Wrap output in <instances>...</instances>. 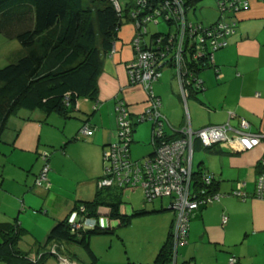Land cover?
Instances as JSON below:
<instances>
[{"label":"crops","instance_id":"1","mask_svg":"<svg viewBox=\"0 0 264 264\" xmlns=\"http://www.w3.org/2000/svg\"><path fill=\"white\" fill-rule=\"evenodd\" d=\"M234 19L237 22L235 33L229 38L225 48L215 52L214 66L204 68L198 74L202 80V88L198 93L190 94L184 103L178 91L174 72L171 76L160 74L152 84L153 92L161 100V111L171 127L181 126L187 112L193 129L227 121L232 126H236L239 118H244L250 124V131L264 134V0H248V5L236 12ZM133 36L132 23L130 21L122 23L112 42L111 50L103 55L101 72L97 77L95 101L97 109H92L90 114H83L80 118L73 115L70 117L78 119L82 125L85 123L90 125L92 132L87 135V139L78 140L74 130L66 132L65 128L68 124L66 121L70 118L57 116L58 124L60 120L62 121L64 129L62 139L65 140V144L60 142L61 147L57 154L67 158L69 143L79 144L82 148L79 165L84 170V177L76 181L72 196L65 197L64 202L60 199V204L70 203L71 211L76 202L91 200L95 194L96 181L101 169L102 150L116 137L115 102L125 101L132 116L139 113L145 105L146 94L142 86L130 84L128 81L127 66L133 58L131 45ZM75 109L78 110V101ZM34 110L36 109L29 111ZM229 113L234 116L229 118ZM8 117L4 121L3 129ZM21 122L16 130L13 144L22 149H36L43 141L42 133L46 129L45 126L49 125V114L42 111L36 117L24 116ZM136 124L133 127L132 142L151 132V123L148 132L140 129ZM165 132L167 135L172 134L168 127L165 128ZM262 142L264 143L263 139L260 143ZM260 143L247 151L248 158L240 155L242 151L236 152L216 146L215 149L222 152L208 150L212 154L205 160L208 161L199 160L196 163L195 170L202 168L214 175L216 191L221 196L212 204L199 208L191 219L188 235L191 233L194 240L197 238L205 240L210 249L208 253L210 259L206 257V262H203L195 254L189 259L193 261V264H228L231 256L235 257V264H264V198L254 196L258 163L264 156V154L259 155L261 154ZM200 146L198 142L194 143V148ZM15 148L18 147L15 146ZM151 152L144 155V158ZM58 155H53L52 163L51 158L49 159L50 170L46 185L43 187L45 198L49 197V186L52 187V181L48 179V176L54 178L60 175V169L54 164V159ZM17 157L21 160L22 155L17 154ZM37 170L35 165L36 173ZM34 176L36 177V174ZM238 181L245 182L243 189L246 197L244 199L231 194ZM134 210L138 209L133 207L125 209L122 205L120 207V213L124 215H131ZM154 210L156 211H153L154 213L161 210L170 211L162 204ZM44 212L48 214V209ZM108 214V207H99V226L109 228L110 220L119 224L118 219H111ZM223 214L227 215V221L221 224ZM62 216L56 217L51 228L58 221L68 217L69 213ZM99 216L104 218L100 219ZM173 218L174 213L171 212V215L167 214L163 220V224L168 225V230ZM20 225L25 229L24 234L29 232L21 223ZM50 229H47L44 239L40 234L31 235V246L28 250L34 249L36 244H43Z\"/></svg>","mask_w":264,"mask_h":264},{"label":"built area","instance_id":"2","mask_svg":"<svg viewBox=\"0 0 264 264\" xmlns=\"http://www.w3.org/2000/svg\"><path fill=\"white\" fill-rule=\"evenodd\" d=\"M109 1L120 14L124 0ZM134 1L141 8L148 2ZM215 1L219 16L215 22L207 26L187 17L183 0H164L144 15L140 14L141 8L131 10L130 22L134 28L131 43L133 58L127 66V75L130 84L142 86L146 101L143 109L134 116L125 101L115 102L116 138L102 150V176L96 181L98 189L139 188L146 202H153L156 198L164 196L170 197L167 207L174 213L171 227L172 261L176 258L177 247L186 242L189 225L195 212L219 200L221 196L216 190L213 191L215 178L210 172L201 169L200 179L197 182L194 180L195 170L192 166L194 143L198 142L203 148L222 146L240 152L253 149L264 139V134L249 130L250 124L244 118H239L236 126L227 121L193 129L186 112L183 124L173 128L161 111V100L153 92L152 84L159 78L164 67L174 68V78L184 103L189 96L191 85L196 90L202 88L197 67L214 66L215 52L225 48L229 38L235 33L236 12L248 5V0ZM160 20L168 21L170 28L167 31L164 49L158 45V49L153 50L150 43H159L162 40L157 37L148 42V25L158 24ZM96 109L95 102L93 110ZM233 116L234 114L229 113V118ZM146 120H150L151 123L153 149L148 157L133 159L130 152L133 127L136 123ZM166 127L170 128L171 136L165 132ZM91 132L92 128L88 123L83 124L79 130L82 136H87ZM42 160V168L34 181V184L41 188L45 187L50 169L49 156L46 153L42 154ZM244 185V181H238L231 194L244 199L246 197ZM254 196L264 198V156L258 163ZM82 211V207L80 210H73L68 217L72 231L99 225L98 219L83 216L80 214ZM226 221L227 215L223 214L221 224ZM56 249V243H52L50 251L57 257L56 264H79ZM235 262L234 256L228 259V264ZM183 264L193 263L187 261Z\"/></svg>","mask_w":264,"mask_h":264},{"label":"trees","instance_id":"3","mask_svg":"<svg viewBox=\"0 0 264 264\" xmlns=\"http://www.w3.org/2000/svg\"><path fill=\"white\" fill-rule=\"evenodd\" d=\"M162 1L148 0L141 8L134 0H124L119 14L109 0H0V33L16 39L22 47L20 57L0 68V132L5 119L18 108L40 109L46 114L55 112L70 118V112L75 109L80 97L95 102L103 55L111 50L118 28L130 21L133 8H141L140 14L144 15ZM183 1L187 13L189 7L199 0ZM163 21L169 30V22ZM167 36V32H148V42L157 37L162 40L150 43L151 49L157 50L161 45L163 50ZM203 69L202 66L197 67L199 72ZM200 90L191 85L189 95ZM206 149L222 152L215 148ZM201 169L193 173L196 182L200 179ZM214 185L213 191L216 190ZM122 191L112 187L98 189L96 186L93 198L76 202L72 211L82 207L81 215L98 219L99 207L106 206L109 217L118 219L122 225L128 224L133 215L148 212L138 209L131 215L120 213ZM68 217L49 230L43 244H36L28 251L18 246L25 232L18 220L15 218L11 222L0 223V261L5 264H46L50 255L56 256L50 251L51 244L56 243L57 252L62 253L61 244L66 243L78 245L84 250L88 258L86 264H98V257L89 240L94 235L107 234L111 230L96 225L72 231ZM171 227L172 223L153 264H169L172 261ZM65 255L76 260V255L69 250Z\"/></svg>","mask_w":264,"mask_h":264},{"label":"rangeland","instance_id":"4","mask_svg":"<svg viewBox=\"0 0 264 264\" xmlns=\"http://www.w3.org/2000/svg\"><path fill=\"white\" fill-rule=\"evenodd\" d=\"M218 16L215 0H199L189 7L187 12L189 19L202 22L204 26L215 21ZM167 28L166 23L161 20L158 24L151 23L148 25L150 33L155 31L167 32ZM171 29L173 30L174 28ZM21 54L22 47L20 43L16 39L7 38L0 33V68L15 61ZM173 70L174 68L172 67H164L161 74L162 76H171V73L175 71ZM77 101L78 110L73 109L70 115L80 118L83 114L91 113L94 105L91 100L80 97ZM39 113H42L40 109L34 111L23 108L16 109L9 115L0 136V222L13 221L17 218L22 226L29 231L22 236L19 242V248L23 251H28L31 246V235L40 234L44 239L47 229L51 228L56 217L59 215L64 216L66 213H69V217L71 216L70 203L60 204V199L64 202L65 197L72 196L76 181L84 177V170L79 165V157L82 151L79 144H68L67 158L57 154L60 151V142L62 141L65 144V140L62 139L64 131L62 121L60 120L59 124L57 122V116L60 115L55 112L49 114V125L45 126L46 129L42 133L43 141L36 149H22L13 144L17 133L16 130L22 123V117L29 115L36 117ZM66 122L68 123L65 128L66 132L74 130L78 140L87 139V136H82L79 133L82 124L78 119L70 118ZM136 126L148 132L150 120L139 122ZM134 141L130 144L131 157L133 159H142L144 155L153 149L151 132ZM15 146L18 148H15ZM260 148L261 154L259 155H262L264 154L263 142L260 143ZM44 153L49 156V159L51 158V163L53 155H58L54 159V164L60 169L58 177L48 176V179L52 181V187L49 186L50 194L47 198H45V189L34 184L36 178L34 174L37 176L42 168V154ZM247 153V151H242L240 155L248 158ZM17 154L22 155L21 160L17 157ZM211 155L206 148L202 146L199 148L195 147L192 156L194 170L199 160L205 161ZM35 165L38 168L37 173ZM101 176L102 158L101 169L99 170V177ZM121 196L123 208H143L148 212L132 216L131 221L126 225L118 224L113 220L108 221L111 232L92 236L89 240L90 247L98 257V264H153L156 252L163 243L168 230V225L166 223L163 224V220H165L164 218L167 214L171 215L172 210H161L157 213L153 211L160 207L161 204L164 207L168 206L170 197L164 196L156 198L153 202H146L139 188H126L122 191ZM45 209H48V214H45ZM99 218L103 219L104 216H99ZM61 250L64 254L67 250L75 253L76 261L79 264L88 263L86 253L78 245L69 247L66 243H62ZM209 250L208 243L205 240H200L199 238L194 240L190 233L186 242L177 247L176 264H182L184 260L188 261L195 254L200 260L206 262V257H209ZM56 263L57 257L53 255H50L46 261V264ZM0 264L5 263L0 261ZM169 264H172V261Z\"/></svg>","mask_w":264,"mask_h":264},{"label":"water","instance_id":"5","mask_svg":"<svg viewBox=\"0 0 264 264\" xmlns=\"http://www.w3.org/2000/svg\"><path fill=\"white\" fill-rule=\"evenodd\" d=\"M183 263H184V262H183ZM183 263H182V264H183ZM172 264H176V258L174 259V261H172Z\"/></svg>","mask_w":264,"mask_h":264}]
</instances>
